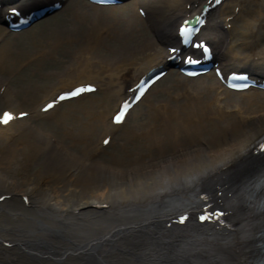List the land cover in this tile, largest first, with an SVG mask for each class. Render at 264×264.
<instances>
[{
    "label": "bare ground",
    "instance_id": "bare-ground-1",
    "mask_svg": "<svg viewBox=\"0 0 264 264\" xmlns=\"http://www.w3.org/2000/svg\"><path fill=\"white\" fill-rule=\"evenodd\" d=\"M135 5L145 10L146 21L158 39L143 29L140 15L135 24L111 20L103 14L92 18L72 4L66 9L68 26H54L45 36L52 43L47 46L45 42L43 60L48 67L60 68L54 71L60 76L48 87L50 78L41 84H28L21 94L31 108V119L49 120L40 130L56 136L45 133L43 137L35 129L43 139L39 142L35 130H25L20 136L5 130L15 122L30 126L27 118L0 126V264H227L220 246V242L229 243L227 235L204 237L199 227L186 224L178 229V236H171L172 230L163 229L162 222L184 209H189L193 218L196 182L229 161L242 160L264 137V94L244 93L240 101L233 102L231 93L221 94L212 87L186 89L182 101L171 106L155 105L163 112L153 108L129 127L119 126L117 136L124 142L115 144L111 155L106 154L102 161L94 159L93 153L103 151L104 155L106 147L101 146L102 140L93 145L92 138L98 137L100 129L101 136L113 132L108 113L129 95L144 70L165 61L168 52L162 43L175 36L179 18L190 7L200 12L203 3L141 0ZM212 14L216 26L217 19L233 24L235 37L230 47L219 39L221 34L213 37L227 68L244 58L264 70V0H226ZM86 25L90 35L87 50L92 49L91 43L104 44V30L110 31L113 65L108 62L105 69L93 68L88 58L78 56L76 65L62 68L64 61L57 58L56 50L72 40L61 38L82 34ZM232 50L235 53L227 56ZM26 54L0 48V76L14 77L16 66ZM41 66L35 64L33 68ZM34 72L39 74V70ZM83 81H92L97 90L105 89L101 94L105 98L103 112L96 111L93 101L61 111L55 105L48 113L42 112L45 101ZM173 83L175 88L182 87L181 78L176 77ZM163 91L171 93L168 88ZM10 94L7 88L0 94V112L6 104L11 111L22 112ZM36 152L46 156L38 169L32 156Z\"/></svg>",
    "mask_w": 264,
    "mask_h": 264
},
{
    "label": "rangeland",
    "instance_id": "rangeland-1",
    "mask_svg": "<svg viewBox=\"0 0 264 264\" xmlns=\"http://www.w3.org/2000/svg\"><path fill=\"white\" fill-rule=\"evenodd\" d=\"M132 9V12H133V6L130 4V6H128ZM131 9H128L127 11H131ZM113 11V12H112ZM122 9H118V10H110V9H106L104 10L103 13H105L106 15L108 14H118L117 12H121ZM124 11V10H123ZM90 14V13H89ZM91 14H93V12H91ZM124 15L126 14L125 11L123 13ZM123 16H120L119 18H122ZM131 19V17H130ZM43 21V22H42ZM41 22V23H40ZM40 22H38L37 24H35L32 28V31L31 32H24L23 34H18V35H13L12 33L9 34L6 39L0 43V46L4 45L2 47L3 48H6V47H9L11 49H16V50H23L25 53L29 52L30 49L33 48V43L32 42H29V43H26L25 46H22V43L25 42L28 38V36H30L31 34L33 33H37L38 31V36L41 38L43 37L44 35H46L47 31H48V27H51L52 25H64L67 21H65L63 19V17H48V18H45L43 20H41ZM2 30V28H0V31ZM30 33V34H29ZM27 34H29L27 36ZM113 39H111V37H108L105 41L104 44H100V45H96L94 46V48L90 49V53H92L94 55V57L96 59V61L98 62H101L102 60H110V59H114V56H113V53L111 52V49L113 48V45H112V41ZM86 45V41L84 39H81V41H79L78 43V46H80L81 48H83L84 46ZM28 57V56H27ZM26 57V58H27ZM41 59V56L38 57V60ZM14 60V59H13ZM22 60V59H20ZM28 60V58L24 61V63H26V61ZM71 60V57H67L65 61H67V63L69 64L68 61ZM96 63V62H95ZM19 64V63H18ZM38 64H41V70H39V74H36L34 72V68H30V67H27V68H24L23 70H19V67L20 66H16L15 70H14V77L13 76H6V75H2L0 76V85L6 83L7 85V88H10L11 90L14 91L13 95L15 94V97H16V101H18V103L21 104L22 108L24 107L25 109H27V105L24 103L23 101V94H21V89H23L25 86H27L28 84L31 85V84H36V82L38 84H41V83H44V79L46 78L45 76L41 75L40 71L44 72V69H48V70H52L53 69V66H50L48 67V62H44V61H41L40 63ZM20 65V64H19ZM18 67V69H17ZM34 69V70H33ZM35 73V74H34ZM34 74V75H33ZM54 80V79H53ZM172 79H165L163 80L160 85H158L155 89H153V91L150 93V98L155 101V100H159V99H164L162 97V93L161 91L158 92L157 90L161 87H166L168 85H170L172 82ZM202 80H199L198 82H190L191 85H195L196 84H200ZM213 79H209L206 81V83L208 84H211L213 83ZM2 87V86H1ZM20 91V92H19ZM0 94H2L0 92ZM176 94V93H175ZM239 98H241V95H235L232 99L233 100H238ZM93 101L94 102V107L96 108V110L99 108H102L101 106H103V104H105V101L103 100L102 98V95L101 94H93L92 96L90 95L89 97H86V98H82L80 100H75V101H71L70 103H64L60 110H64L66 108V106H70V105H73V106H77L78 104L79 105H84V104H88V102H91ZM146 103L143 102L141 104H139L134 112L131 114V116L128 118V121L126 123V127H129L130 125L133 124V122L135 121V119H139V118H144L145 117V105ZM172 104H176L175 102H172ZM78 107V106H77ZM29 108V107H28ZM44 122H46V120H35L34 121V125L35 126H40V124H43ZM32 129V128H30ZM23 135V134H22ZM20 136V135H19ZM37 138L36 140H38L39 142H42L43 139L38 137L37 135ZM95 141V140H94ZM124 142L122 140V138L120 137V135H118L115 140L113 141V143L106 149V153H104V155L101 156V159L100 161L103 160V156L105 157L106 154L108 155H111V153L113 152L114 148L116 147L115 144H119L118 146H120V144ZM43 152H40V154L38 155L37 152L36 153H32L35 157V165L36 167L35 168H42L43 167V164L42 162H44V158H46V156H43L42 154ZM34 161V160H32ZM34 163V162H33Z\"/></svg>",
    "mask_w": 264,
    "mask_h": 264
},
{
    "label": "snow or ice",
    "instance_id": "snow-or-ice-1",
    "mask_svg": "<svg viewBox=\"0 0 264 264\" xmlns=\"http://www.w3.org/2000/svg\"><path fill=\"white\" fill-rule=\"evenodd\" d=\"M217 2H219V0H217ZM7 11L8 12H15L16 9L15 8H8ZM199 23L204 24V20H200ZM188 31H189V29H187L186 24L183 21H181L176 26L175 32L178 33V38L180 39L181 43L185 42ZM192 47L195 49H201L202 51L199 54L202 56L206 57L210 54L209 46L203 40H200L198 43L194 44ZM167 51H168V53H171L174 56L179 50L176 48L170 47L167 49ZM182 58L187 63H192V64L199 63V60L194 59L192 55H184ZM232 76L234 78H237V79H244L246 76V73H244V72H240V73L233 72ZM148 83H151V81H149ZM94 87L95 86L92 84L80 85V86H77L75 89H72L70 91H64V92L60 93L58 99H66L68 97L78 95L80 92H83V91H91L94 89ZM143 88H144V86H141V92L143 91ZM53 103H55L54 100L50 101L49 103H46L44 105V109L47 110V109L51 108ZM125 105H127V102H125ZM126 110H127L126 107H122L119 111H117L115 113V115L112 116V119L115 122L119 123L124 118ZM13 115L14 114L12 112L5 110L2 114H0V123L7 124L11 119H13ZM18 115L25 116L27 114L24 112H20V113H18ZM107 141H108V138L105 137L104 142L107 143ZM258 147L260 149H264V141H261ZM211 212L213 215H218L219 209L213 208V209H211ZM183 215L184 214L181 213L180 216L176 217V219H180ZM196 218L202 219V218H207V217H206L205 212H199V213H197Z\"/></svg>",
    "mask_w": 264,
    "mask_h": 264
}]
</instances>
